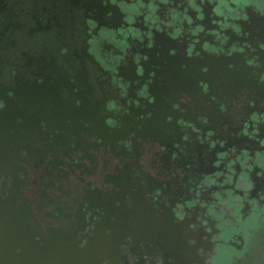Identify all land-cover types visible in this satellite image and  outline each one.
Returning <instances> with one entry per match:
<instances>
[{"label":"flooded vegetation","instance_id":"flooded-vegetation-1","mask_svg":"<svg viewBox=\"0 0 264 264\" xmlns=\"http://www.w3.org/2000/svg\"><path fill=\"white\" fill-rule=\"evenodd\" d=\"M0 139L36 240L264 264V0H0Z\"/></svg>","mask_w":264,"mask_h":264},{"label":"water","instance_id":"water-1","mask_svg":"<svg viewBox=\"0 0 264 264\" xmlns=\"http://www.w3.org/2000/svg\"><path fill=\"white\" fill-rule=\"evenodd\" d=\"M8 140L16 141L17 138L11 136ZM8 145L11 144H0V168L10 162L13 150ZM17 188L13 186L0 200V264H93L99 247L95 240L88 249H76L73 253L61 248L63 241L59 236H39L36 240L28 206L23 201L18 202Z\"/></svg>","mask_w":264,"mask_h":264}]
</instances>
